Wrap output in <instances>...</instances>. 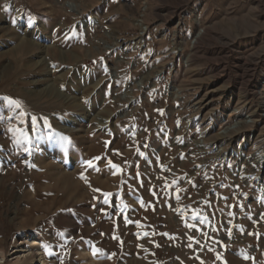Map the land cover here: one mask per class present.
<instances>
[{"label":"rangeland","instance_id":"rangeland-1","mask_svg":"<svg viewBox=\"0 0 264 264\" xmlns=\"http://www.w3.org/2000/svg\"><path fill=\"white\" fill-rule=\"evenodd\" d=\"M25 237L46 264H264V0H0V264Z\"/></svg>","mask_w":264,"mask_h":264},{"label":"bare ground","instance_id":"bare-ground-1","mask_svg":"<svg viewBox=\"0 0 264 264\" xmlns=\"http://www.w3.org/2000/svg\"><path fill=\"white\" fill-rule=\"evenodd\" d=\"M134 22H135V26L140 30L141 33H143L145 28H146L145 25L143 24V22H141L138 19L135 20ZM139 40H140V38H139ZM195 40H196V38H195ZM38 83H39L38 80H35L34 82L30 83L32 86H35L34 90L28 92L33 97H36V98L50 97V95H53L55 93L54 96L56 98H60L64 101H66V99H63V96L60 93H57L53 90H50L49 86H45L44 88H42L41 85ZM38 86H40V87H38ZM127 93H129V90H127ZM71 104L78 106V104H76L74 102H71ZM77 121H78V119H76V118L71 119V120L67 119L66 121H64V123L61 124L62 130L67 129L69 126L71 129L72 128L75 129L76 128L75 125H77V123H78ZM236 125H238V123ZM236 128L238 129V126H234L232 129L236 130ZM57 151L58 150L54 151V153ZM44 153H45L44 155L46 157H49L50 155L52 156L53 152H50L47 149L44 151ZM24 239L25 240H22L20 244H16V246L13 248V251L10 254L12 260H10L8 262V264H46L47 257L45 255V251L43 250V246H42V242H41L40 238L30 240V239H27V237H25ZM4 259H5V251L3 248H0V261H3Z\"/></svg>","mask_w":264,"mask_h":264},{"label":"snow or ice","instance_id":"snow-or-ice-1","mask_svg":"<svg viewBox=\"0 0 264 264\" xmlns=\"http://www.w3.org/2000/svg\"><path fill=\"white\" fill-rule=\"evenodd\" d=\"M18 106V105H17ZM98 159V158H97ZM109 163H111L110 161H109ZM89 164H90V166H91V162H89Z\"/></svg>","mask_w":264,"mask_h":264}]
</instances>
